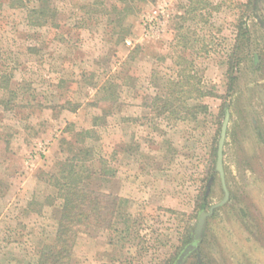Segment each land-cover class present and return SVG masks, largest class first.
Returning <instances> with one entry per match:
<instances>
[{"label": "rangeland", "instance_id": "rangeland-1", "mask_svg": "<svg viewBox=\"0 0 264 264\" xmlns=\"http://www.w3.org/2000/svg\"><path fill=\"white\" fill-rule=\"evenodd\" d=\"M114 2L55 0L50 28L0 1V264H38L53 244L63 199L50 176L80 148L95 164L85 184L122 200L117 218L131 233L122 222L80 232L71 264H176L201 212L224 197L225 114L228 197L181 264H264V0ZM113 3L126 8L118 27ZM178 56L213 96L153 116L147 104L181 69Z\"/></svg>", "mask_w": 264, "mask_h": 264}, {"label": "trees", "instance_id": "trees-1", "mask_svg": "<svg viewBox=\"0 0 264 264\" xmlns=\"http://www.w3.org/2000/svg\"><path fill=\"white\" fill-rule=\"evenodd\" d=\"M0 1L1 5L6 4L11 9H24L26 13V23L31 27H42L44 25L50 28L59 27V13L55 0ZM189 1L194 7H198L201 4L198 0ZM116 2L122 5L124 4L125 7V5L130 6L135 2H140V0H115L114 3ZM114 3L109 4V7L114 11V16L109 18V22L112 26L118 27L117 23L121 22L126 15V8L118 9L117 4ZM122 39H124V36ZM230 61L231 57L228 63H230ZM176 63L181 69L174 78L166 80L161 86L159 85L161 88L157 92L163 93L155 94L150 98V102L147 104V108L153 116H165V114L175 113L174 108H172L173 104H185L187 98H196L197 93L205 96H213V92L210 90L202 91L201 76L194 70L193 63H191L187 57L178 56ZM229 78L231 90V74ZM110 88L111 87L107 90ZM104 90L106 89L104 88ZM100 91L99 88L98 92ZM190 94L193 95L186 97ZM79 107L80 105L78 104L75 110ZM199 108L204 109V112L207 111L205 105L191 107L192 111L196 112ZM101 112L102 115L105 114L104 116H107L108 111L102 109ZM188 114L190 113H185L184 115ZM93 119H96V117H93ZM88 133L90 134L92 131H88ZM75 141H77V139ZM69 147L70 151H72L73 146L69 144ZM72 155L73 156L70 158H66L58 163L57 169H55V172L51 173L50 176V180L56 182L55 185L58 188V194L63 199V202L57 218L58 222L55 240L53 244L43 247L38 264H71L73 249L80 232L88 233L98 228L111 231L117 229L116 226L122 222L124 225L122 231L125 232V235L128 236L131 233L129 226L126 224L129 219L127 218L126 220L124 216H122L121 219L117 218L120 214L122 200L116 194L93 189L85 184L86 180L90 182L91 176L95 174L93 170L95 164L93 162L91 150L83 151L80 148L76 153H72ZM81 155H86L84 158L86 167L77 163L83 158ZM100 175L102 177H107L110 173L106 168H102L100 170ZM124 237L125 236H122V238Z\"/></svg>", "mask_w": 264, "mask_h": 264}, {"label": "water", "instance_id": "water-1", "mask_svg": "<svg viewBox=\"0 0 264 264\" xmlns=\"http://www.w3.org/2000/svg\"><path fill=\"white\" fill-rule=\"evenodd\" d=\"M227 121H228V114H225L224 120H223L222 125H221L220 136H219V140H218V144H217V151H216V156H217L216 157V170L218 171V173L220 175L222 189L224 191V197L220 202L211 205L207 212H201L200 219H199L198 225H197L196 230H195L194 238L181 251V253L179 254V256L177 258L176 264H181L183 259L188 255V253L196 247L197 242H198L199 237H200L201 229L203 227L204 218L206 216H208L209 214H211L216 207L223 204L227 200L228 191H227V188L225 185L224 173H223V167H222L223 145H224V139H225V134H226ZM198 229H199V231H198Z\"/></svg>", "mask_w": 264, "mask_h": 264}, {"label": "built area", "instance_id": "built-area-1", "mask_svg": "<svg viewBox=\"0 0 264 264\" xmlns=\"http://www.w3.org/2000/svg\"><path fill=\"white\" fill-rule=\"evenodd\" d=\"M153 13L156 15V16H153V18L156 20V18H157V16H158V13H157V11H155V10L153 11ZM157 22H158V21H157ZM157 22H156V23H157Z\"/></svg>", "mask_w": 264, "mask_h": 264}, {"label": "crops", "instance_id": "crops-1", "mask_svg": "<svg viewBox=\"0 0 264 264\" xmlns=\"http://www.w3.org/2000/svg\"><path fill=\"white\" fill-rule=\"evenodd\" d=\"M89 236V235H88ZM78 240H79V238H78ZM78 240L76 241V244H75V246H74V250L77 248V246H78V244H77V242H78ZM80 240H82V239H80Z\"/></svg>", "mask_w": 264, "mask_h": 264}, {"label": "bare ground", "instance_id": "bare-ground-1", "mask_svg": "<svg viewBox=\"0 0 264 264\" xmlns=\"http://www.w3.org/2000/svg\"><path fill=\"white\" fill-rule=\"evenodd\" d=\"M198 231H199V229H198ZM198 231H197V232H198ZM195 239H196V238H195Z\"/></svg>", "mask_w": 264, "mask_h": 264}]
</instances>
